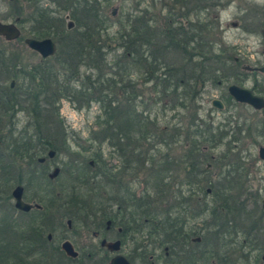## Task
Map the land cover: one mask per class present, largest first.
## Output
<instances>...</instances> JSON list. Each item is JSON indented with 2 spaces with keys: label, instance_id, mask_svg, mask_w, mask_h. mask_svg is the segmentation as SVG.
Returning a JSON list of instances; mask_svg holds the SVG:
<instances>
[{
  "label": "trees",
  "instance_id": "trees-1",
  "mask_svg": "<svg viewBox=\"0 0 264 264\" xmlns=\"http://www.w3.org/2000/svg\"><path fill=\"white\" fill-rule=\"evenodd\" d=\"M19 1L30 8L28 15L18 12L16 16L24 26L31 23L28 36L51 37L58 51L31 65L10 46L13 42L0 45V197L12 198L10 190L22 183L27 198L46 204L50 214L45 216L68 215L76 226L86 223L90 228L108 220L116 203L121 209L117 220L123 221L130 240L139 242L136 250L141 247L137 250L141 259L152 250H162L167 260L173 256L178 264H199L192 260L194 252L186 250L194 242L205 244L201 256L208 260L223 249L226 264H239L240 256L235 254L247 247L258 261L264 250L256 244L259 231L264 235V208L261 193L249 183L250 169L243 156L226 152L212 159L211 167H218L221 176L217 181L208 179L210 168L203 166L206 148H216L227 136L211 127L198 130V125L193 131L183 118L160 126L155 110L162 105L166 112L175 111L174 117L184 112L194 122L192 111L197 113L196 101L209 83L227 86L231 80L240 85L246 81L249 73L240 67L241 59L229 55L228 47H216V23L199 11L196 20L191 19L187 0H172L164 23L138 7L115 19L112 0ZM177 6L184 9L178 17ZM67 15L74 22L72 28ZM18 41L24 43V38ZM228 63L235 64L231 71ZM255 81L254 90L264 93V83ZM63 99L79 110L89 109L93 102L100 104L89 143L76 141L84 155L71 150L76 134L61 116ZM20 112L29 116L22 128L17 123ZM257 128L264 135V121ZM241 130L250 135L257 129L245 121ZM103 144L109 146L111 157L117 151L122 162L118 171L104 157ZM52 148L57 156L67 155L62 173L68 172L70 185L67 181L61 188L54 186L52 195L40 198V193L30 194V190L55 184L48 178V167L38 161ZM126 174L133 179L143 176V193L137 195ZM209 193L214 195L210 205ZM167 199L171 200L165 207ZM59 206L67 213L62 214ZM4 212L0 264H65L59 246L46 247L48 240L40 227L35 241L27 237L22 245L12 242L10 220L15 217ZM191 219H202V226L190 225ZM27 228L33 230L20 226ZM200 231L203 235L195 236ZM57 255L61 260L55 262Z\"/></svg>",
  "mask_w": 264,
  "mask_h": 264
},
{
  "label": "rangeland",
  "instance_id": "rangeland-1",
  "mask_svg": "<svg viewBox=\"0 0 264 264\" xmlns=\"http://www.w3.org/2000/svg\"><path fill=\"white\" fill-rule=\"evenodd\" d=\"M17 0L11 1V0H0V21L3 22H13L19 13H24V16L30 13V8L28 6V3L26 1L19 3H16ZM189 8L191 9V19L196 20V13L199 11V13L202 14L203 18H208L209 21L215 22L217 25L216 29V41L217 45L216 47L219 48H229V55L236 56L240 58V67L243 68V71L245 70V66H251V67H261L264 66V0H187ZM172 0H112L111 5V11L113 10L112 16L115 19H118L122 14L125 15V13L129 11L135 10L137 7L140 9H147L148 14L150 15H156L159 22L164 23L162 21L163 16L168 12V7L171 5ZM155 5V6H153ZM54 7V6H52ZM184 11V9H180L179 6L176 7V13L177 17L180 15V13ZM114 12H116L114 14ZM117 17V18H116ZM176 17V18H177ZM179 19V18H178ZM192 20V21H193ZM236 24V25H234ZM20 27L23 30V33L25 36H28L29 29L31 26V23L22 24L19 23ZM219 25V26H218ZM116 27H114L115 31ZM31 36V34H30ZM3 37H0V45L5 44V39ZM7 44V43H6ZM10 45V44H9ZM11 47H15L16 50L20 53V55L24 59V63L36 65L38 64L42 57L39 53L36 51H33L30 49L25 43L14 41L11 45ZM120 51V50H119ZM115 53V51H113ZM235 64L229 63L227 65V70L231 71L232 68L234 69ZM249 74L247 76L246 81L242 84L244 87L254 89V86L256 85V81L258 82V85L264 83V75L257 71V73H254V71H247ZM235 83V81L231 80L230 82H226V84ZM225 84H220L218 86H214L213 84L209 83L204 91L198 96V99L196 101L197 105V113L195 114L192 111V114H194L195 120L197 123L191 122V118H189V115L184 112L177 113L175 115V111H164L162 108V105H158L155 110L158 113L159 112V124L160 126L171 124L173 120H179L180 118H183V121L187 123L188 126H191V130H195L198 125V130H206L211 127V129L214 130V133H222L223 135H226L224 142L216 146V148H213L212 150H209L206 148V151L208 153V156H206L207 161L204 162L203 166L205 165L206 168H208V165H212L213 162L212 159H217L223 156L226 152H231L232 154L237 153L238 156H243V160L247 163L246 167L250 169V181L249 183L253 186L254 191H258L261 193V199L264 198V160H261L259 157V147L261 145H264V135H259L260 129L257 128L261 121H264V110H256L250 105L239 103L235 100L232 101V103L227 106L225 102V92L227 91V88H225ZM264 87V85H263ZM143 88H149L148 85H144ZM260 95L264 96V93L257 92ZM148 95V93H147ZM145 95V96H147ZM215 99L221 100L224 103V108L219 109L216 106L213 105V101ZM100 104L98 102H93L91 107L89 109H82L79 110L76 108L75 104H73L71 101L67 99H63L60 104V111L61 116L64 118V120L71 125V129L76 134V140L72 139V151L79 152L81 155H84L83 152H80L79 150H82L81 147L76 146V141H82L83 143L86 142L89 143V139L91 137V132L95 130L96 127V117L100 113L99 110ZM17 123L19 128H22L26 123H28L29 116L26 112H20L17 116ZM246 121L247 126L253 125L256 127V132L253 130L252 134L248 135L247 131H242L241 128L244 126V122ZM234 139H239V142H233ZM227 141H232L230 144L227 143ZM226 143V144H225ZM85 144V143H84ZM96 147L99 146V144H95ZM231 146V147H230ZM232 149H230V148ZM104 148V157L107 158L108 162L113 159L110 156V149L107 144H103ZM164 151H167L166 147H162ZM90 152H86L87 155H89ZM85 154V155H86ZM66 153H59L58 154V160H56V163L58 166L63 167V163L66 160ZM225 161H227L225 159ZM225 161H221V163H225ZM207 162V164H206ZM53 167H50L49 172L53 171ZM68 172H63L61 175L59 174L57 177L53 178L55 179L54 185L49 186L42 185L43 188H34L32 187L30 190V194L33 192L34 194L38 195L40 198L47 197V195H52V192L54 190V186L57 188H61L63 184L67 183L70 185V180L68 179ZM220 169L218 167H211L210 172L207 174V178L212 181H217L220 178ZM57 178V179H56ZM178 181V179H176ZM137 183V185H136ZM133 184L137 187L135 188L138 193H143L145 189V184H142L140 181V176L137 179H134ZM48 188H46V187ZM186 189V186L183 185ZM13 189V188H12ZM12 189L10 190V194L12 192ZM57 191V190H56ZM206 197L207 202H212V199L214 197L213 194L209 193ZM168 200V199H167ZM171 199L168 200V202H164L165 207L169 203ZM11 205L14 204V200L10 201ZM60 204V201L58 202ZM6 206L7 203H5ZM210 205V203H209ZM54 207V206H52ZM8 208V207H7ZM6 208V210H7ZM60 209V206H59ZM62 214H66L67 211L65 210V207L60 209ZM64 210V211H63ZM8 211V210H7ZM13 208V214L14 217H17L14 213ZM9 212V211H8ZM4 213H0V217H4ZM60 214H52L51 215V224L55 225V218H59ZM68 216V215H67ZM24 218V217H19ZM65 219V225L67 224ZM209 219V218H206ZM22 220V219H21ZM203 221L202 219H191L190 225H200L202 226ZM264 223L261 222V224ZM80 228V227H77ZM76 228V229H77ZM85 231V236H82L80 232H64L61 231V233H57L53 236V240L49 241L47 239V236L45 235L46 239L48 240V243L46 244V247L48 249L55 248L60 246V244L65 239L64 237H69L70 240H72L75 244H82V241H89V242H95V239L93 238L91 232L88 233V230L86 228H82ZM200 231L195 236H198L200 234L203 235V232ZM82 233V232H81ZM144 239V238H143ZM153 244L154 238H151ZM139 244V242H137ZM135 241H129L127 247H125L124 254L126 255V252L129 256L132 257V260L135 262L134 264H178V260L175 257L168 258L162 254V250H157L155 253L153 250L151 251L150 255L145 256V259H141L138 257V252L136 247L138 246ZM145 243H149V241H146ZM210 243V239H209ZM153 248L152 245L149 246V249ZM205 248V244H196L194 242H191L190 246H187L186 250L190 252H194L193 259L196 260L199 264H226L223 260V249H221L219 254L214 255L215 258L211 257L209 260L208 258L202 257V249ZM230 250H233L234 247L230 246ZM248 250V251H247ZM162 252V253H161ZM162 255L161 259H159V255ZM235 256H240V263L239 264H255L257 261L254 260L255 252H251L249 248L245 247L244 250H241L236 252ZM61 260V257L57 255L55 258V262H58ZM255 261V262H254ZM186 264H188V261H183Z\"/></svg>",
  "mask_w": 264,
  "mask_h": 264
},
{
  "label": "flooded vegetation",
  "instance_id": "flooded-vegetation-1",
  "mask_svg": "<svg viewBox=\"0 0 264 264\" xmlns=\"http://www.w3.org/2000/svg\"><path fill=\"white\" fill-rule=\"evenodd\" d=\"M236 60L238 61L239 58L237 57ZM225 88H227V91L225 92V95H224V97H225L224 103L227 106H229V104L232 103L234 98L230 95V93L228 91V85ZM221 103L223 104V108H224V103L222 101H221ZM65 125L67 126V128L70 127V129H71V125L69 123H67L66 121H65ZM52 149H49L44 154L40 155L38 161L41 165L48 167L49 170H50V167H53V166H54L53 170L56 167H59L60 168L59 174L61 175L62 167L58 166L56 163V160H58L57 151L55 149H53L56 151V153L54 156H50V151ZM40 158H44V161H41ZM110 162L116 171H118V169H120L119 165L122 162H121V159L117 156V151L113 150V159L110 160ZM134 168L139 170L141 168V166L139 167L138 165H135ZM208 168H211V165H208ZM52 172H48V178L50 181L55 180V179L50 177V174ZM142 172H144L143 166H142V170L140 171V173H142ZM139 176H140L141 183L144 184L143 176L141 174L134 177V179L138 180ZM126 179L130 183L131 186H133L134 188H137L133 184L134 179H133V177H131L130 174H126ZM136 185H137V183H136ZM24 189H25L24 190V200H25V202L32 205V208L30 210H21L19 208H16L15 201H14V204L12 203V205H11L10 201L14 200V198L4 199V198L0 197V213L4 212L7 207H8L7 210L10 213H12L13 208H14V210H15L14 213L17 216V217H15L16 219L14 218L13 220H10V224L12 226H14L13 227L14 238H13L12 242L16 243L17 245L18 244L22 245V242L25 243V239H27V237L29 239H32L31 241H35V236L37 234L41 233L40 231H36L37 227L38 228L40 227L43 230L42 233H44V235L47 236V239L49 241H52L53 236L56 235L57 233H61V231L75 232V234H77L76 232L79 231L82 236H85V231L82 228H86L88 230V233L91 232L93 238L95 239V242L82 241V244H75L72 240L69 239V237H67V236L64 237L65 238L64 240H70L73 243L75 249L78 252L77 257L68 256L62 250V247H61L62 243L58 247V250H59L58 252L62 253L64 255L62 257H64L67 261H71V263H69V264H111V259L114 256H116L117 254L124 255L132 263V261L130 259L131 256H129L127 254V252H126V255L124 254L125 247H127L128 242L131 240H130L129 235H127L123 230V224H122L123 221H121L119 223L117 220V216L121 215V213H120L121 209L119 206L116 205V203L113 206L114 213L111 215V217L108 220L101 222L100 225H94L93 226L94 228H90L86 223L80 224V226H76L74 221L70 218L66 220L67 224L65 225L64 224L65 219L68 218V216H64V215L59 216V218H55L56 221H55V225H54V224L50 223L51 222L50 221L51 215H48V216L44 215V214H50V213H49V210L46 209V204L45 203L43 204V200L41 202L40 200L38 201L36 199L27 198L25 185H24ZM136 192H137V195L140 194V193H138L137 190H136ZM5 203H7V205H9V206H6ZM41 215H44V216H41ZM19 217H24L23 220L28 221L29 222L28 225L21 224L20 219H22V218H19ZM40 217H43V220L41 219V221H39ZM2 219H3V217L2 218L0 217V244H2V242H3V237H2L3 231L1 229V228H3ZM70 220H71V224L69 223ZM22 225L23 226H30L33 228V230H31L30 228L20 229V226H22ZM77 227H80V228H77ZM104 239H106L108 242L120 241V245H121L120 251H118V252L112 251L107 246L103 245L102 241ZM256 244H257L258 250H260L261 246H264V235H263V232H261V231H259V234H258V237L256 240ZM66 260H65V264H67ZM255 264H264V250L259 255L258 261Z\"/></svg>",
  "mask_w": 264,
  "mask_h": 264
},
{
  "label": "water",
  "instance_id": "water-1",
  "mask_svg": "<svg viewBox=\"0 0 264 264\" xmlns=\"http://www.w3.org/2000/svg\"><path fill=\"white\" fill-rule=\"evenodd\" d=\"M15 1V0H11ZM116 12H114L115 14ZM20 18H16L13 22H3L0 21V36L3 37L7 41H16L23 36V31L19 26ZM236 25V24H234ZM74 26V22L69 21V28ZM25 44L32 50L38 52L43 58H48L56 54L57 52V44L56 42L48 37V38H36L27 36L24 38ZM246 70H260L264 73V66L260 68H254L251 66H245ZM15 81H12V86H14ZM229 93L232 97L240 102L250 105L256 110L264 109V96L257 94L253 89L247 88L235 83H232L228 86ZM213 104L222 109L223 104L220 100L215 99ZM56 153L55 150L50 151V156H54ZM259 157L264 160V145L259 147ZM41 161H44V158H40ZM60 168L56 167L53 172L50 174L51 178H55L59 175ZM24 186L22 184H18L12 191V195L15 199V206L21 210H30L32 205L25 202L24 200ZM211 191V189H209ZM262 205L264 207V199L262 201ZM71 224V220L69 221ZM51 237V236H50ZM102 244L107 246L112 251H120V241L108 242L106 239L102 241ZM62 249L65 253L70 257H77L78 252L76 251L73 243L70 240H66L61 245ZM111 264H131V262L122 254H117L111 259Z\"/></svg>",
  "mask_w": 264,
  "mask_h": 264
}]
</instances>
